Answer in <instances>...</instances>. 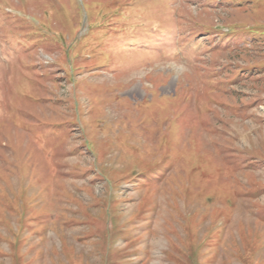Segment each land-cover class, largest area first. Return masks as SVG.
I'll return each mask as SVG.
<instances>
[{"label": "rangeland", "instance_id": "obj_1", "mask_svg": "<svg viewBox=\"0 0 264 264\" xmlns=\"http://www.w3.org/2000/svg\"><path fill=\"white\" fill-rule=\"evenodd\" d=\"M0 264H264V0H0Z\"/></svg>", "mask_w": 264, "mask_h": 264}]
</instances>
